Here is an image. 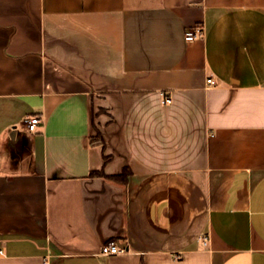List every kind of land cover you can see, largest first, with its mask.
<instances>
[{
  "label": "crops",
  "instance_id": "crops-1",
  "mask_svg": "<svg viewBox=\"0 0 264 264\" xmlns=\"http://www.w3.org/2000/svg\"><path fill=\"white\" fill-rule=\"evenodd\" d=\"M0 264H264V0H0Z\"/></svg>",
  "mask_w": 264,
  "mask_h": 264
},
{
  "label": "built area",
  "instance_id": "built-area-1",
  "mask_svg": "<svg viewBox=\"0 0 264 264\" xmlns=\"http://www.w3.org/2000/svg\"><path fill=\"white\" fill-rule=\"evenodd\" d=\"M203 35L202 27L199 25H194L192 27L187 28L184 31V38L186 41H192L196 38H199ZM206 83L208 85H213L214 81L211 77L206 79ZM162 97V102L164 104H169L171 102V98L164 92L160 93ZM24 126L28 131H35L36 127L41 122V116L38 114L28 115L24 118ZM203 243L206 244V239H203ZM125 250L119 246L116 241L110 240L102 244L99 255L102 256H111L117 255L119 253H123Z\"/></svg>",
  "mask_w": 264,
  "mask_h": 264
},
{
  "label": "trees",
  "instance_id": "trees-1",
  "mask_svg": "<svg viewBox=\"0 0 264 264\" xmlns=\"http://www.w3.org/2000/svg\"><path fill=\"white\" fill-rule=\"evenodd\" d=\"M99 111H104L103 109H99ZM94 136L90 137V144H96L100 145L102 147L103 151V166L107 163V161L110 159V155L105 154V149H106V144L104 142L103 136L97 126L94 124ZM131 171L128 167H124L120 173L118 174H106L102 169L97 170V171H91L90 176H101L104 177L105 179H108L110 181L118 182L121 184H125L127 182V178L130 175Z\"/></svg>",
  "mask_w": 264,
  "mask_h": 264
},
{
  "label": "rangeland",
  "instance_id": "rangeland-1",
  "mask_svg": "<svg viewBox=\"0 0 264 264\" xmlns=\"http://www.w3.org/2000/svg\"><path fill=\"white\" fill-rule=\"evenodd\" d=\"M101 112H103V111H99V110H98V113H101Z\"/></svg>",
  "mask_w": 264,
  "mask_h": 264
}]
</instances>
